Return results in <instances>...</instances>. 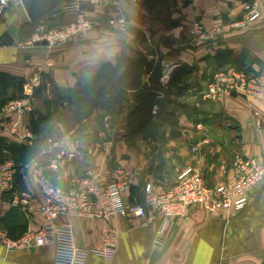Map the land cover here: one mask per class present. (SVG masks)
I'll use <instances>...</instances> for the list:
<instances>
[{
	"label": "crops",
	"instance_id": "0c3cea01",
	"mask_svg": "<svg viewBox=\"0 0 264 264\" xmlns=\"http://www.w3.org/2000/svg\"><path fill=\"white\" fill-rule=\"evenodd\" d=\"M253 6L256 15L249 19ZM80 13L89 30L65 42L36 43L45 39L35 40V34L75 22ZM195 19L218 28L217 38L192 44L188 28ZM222 70L241 73L246 86L205 98L213 74ZM147 91L156 101L139 96L130 114L141 112L138 129L116 132L114 113L102 108L103 101L111 106L117 92L132 100ZM19 98L31 99V109L6 112L7 103ZM251 156L264 161V0L121 6L68 0L35 20L20 0L0 11V163L9 159L16 167L14 188L0 201V231L10 237L46 223L39 210L44 178L70 188L89 169H121L129 179L124 199L135 204L143 202L147 183L166 190L188 168L200 171L210 186L229 184L236 176L234 160ZM23 191L29 200L16 202ZM151 212V220L71 218L75 248L9 250L0 243V264H264V177L238 211L195 206L172 219L162 247L153 243L161 214ZM109 226L119 231L113 248L103 243Z\"/></svg>",
	"mask_w": 264,
	"mask_h": 264
},
{
	"label": "built area",
	"instance_id": "2783aa9c",
	"mask_svg": "<svg viewBox=\"0 0 264 264\" xmlns=\"http://www.w3.org/2000/svg\"><path fill=\"white\" fill-rule=\"evenodd\" d=\"M12 1L0 0V11ZM141 0H112L117 6L123 4L137 5ZM73 8V5H66ZM256 15L255 6L250 8L248 18ZM238 26V22L235 23ZM89 28V21L80 13L77 21L58 27H51L35 34V40L45 39L48 43L67 41L72 35ZM192 44L213 41L219 29L207 27L202 21L193 20L188 28ZM168 74L165 75L167 80ZM246 77L236 71H217L213 74L203 96L217 99L246 86ZM31 99L19 98L7 103L6 112L14 110H30ZM158 106H153L156 112ZM236 176L233 182L219 187L208 185L197 169H184L177 180L166 190L158 191L152 183L145 186L144 200L131 204L124 199L123 190L128 186V176L121 169L103 172L100 169H89L86 175L70 188H62L44 178L41 181V194L44 202L39 210L45 216L46 223L37 230L29 229L18 238H12L0 231V243L9 250L30 249L37 246L54 244L63 249H72L76 245V237L71 218L88 220L109 219L113 215L146 217L151 220L155 213L148 214V208L161 214L160 225L154 235L156 247L164 245L167 230L172 219L185 217L191 207L199 206L210 212L238 211L246 204L249 190L264 177V161L258 157H239L233 162ZM16 167L12 160L0 163V201L4 194L14 188ZM30 193L23 191L16 202H27ZM60 216L67 217L60 224L54 221ZM119 231L109 226L105 230L103 243L113 248L118 242Z\"/></svg>",
	"mask_w": 264,
	"mask_h": 264
},
{
	"label": "rangeland",
	"instance_id": "374dc122",
	"mask_svg": "<svg viewBox=\"0 0 264 264\" xmlns=\"http://www.w3.org/2000/svg\"><path fill=\"white\" fill-rule=\"evenodd\" d=\"M89 29H90V21H89V28L87 30H89ZM85 31L80 32L78 34H74L71 37L77 36V35H81ZM189 41H190V39H189ZM125 66L127 67L128 64L125 63ZM135 67L133 65H130V68H128V69L132 70ZM146 68L147 69L149 68V64L148 63H146ZM158 74L159 73H158L157 70L155 72H153V74L151 75V78H150L152 83L155 82V80H157L159 78ZM102 78H105V77H102ZM152 86H154V84H152ZM148 94L150 95V94H152V92H148L147 91L146 95H145L146 97L143 95V92L138 93V94H136V97L131 100V97L130 98H126V96H123V94L121 92L115 93V101H114V103L111 106H106L105 105V107H106L105 109H107L106 112L109 111L110 113H114L113 114L114 118L112 119L114 122L113 121L112 122H113L114 130L116 132L118 131V133H122V130H121L122 128L128 129L129 127L132 128V130L134 128L138 129V124H139L138 121L140 120L141 112L140 111L136 112L133 116L130 115V114L135 110V108H134L135 107V103L139 102V99H138L139 96L143 100H147V101L151 100L152 101L153 97H148ZM152 110H153V108H152ZM141 111H142V109H141ZM130 119L134 123H132V124L128 123V121ZM109 120H111V118H109ZM147 124H148V131H152L153 130V127H152L153 126V121L151 122V120H149ZM83 130H86V129L84 128Z\"/></svg>",
	"mask_w": 264,
	"mask_h": 264
},
{
	"label": "water",
	"instance_id": "95a60500",
	"mask_svg": "<svg viewBox=\"0 0 264 264\" xmlns=\"http://www.w3.org/2000/svg\"><path fill=\"white\" fill-rule=\"evenodd\" d=\"M68 0H20L24 10L30 20H35L38 17L52 12L55 8ZM15 27L10 28L11 34ZM11 36V40H12ZM47 40L37 41L36 43H47ZM170 77V74L168 75Z\"/></svg>",
	"mask_w": 264,
	"mask_h": 264
},
{
	"label": "trees",
	"instance_id": "16d2710c",
	"mask_svg": "<svg viewBox=\"0 0 264 264\" xmlns=\"http://www.w3.org/2000/svg\"><path fill=\"white\" fill-rule=\"evenodd\" d=\"M153 96H154V93H152V94H150V95L148 94V97H153ZM145 97H146V96H145ZM152 100H153L154 102L156 101V99H154V97H153ZM105 105H106V101H103V103H102V108L105 109V108H106Z\"/></svg>",
	"mask_w": 264,
	"mask_h": 264
}]
</instances>
